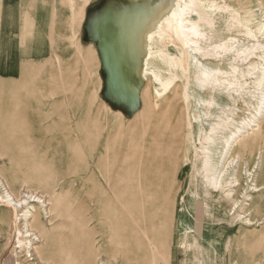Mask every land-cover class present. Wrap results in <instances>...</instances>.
<instances>
[{
    "label": "rangeland",
    "instance_id": "rangeland-1",
    "mask_svg": "<svg viewBox=\"0 0 264 264\" xmlns=\"http://www.w3.org/2000/svg\"><path fill=\"white\" fill-rule=\"evenodd\" d=\"M109 1L104 0L99 10ZM259 1H213L220 6L214 12L227 16L229 26L224 31V39L229 40L225 42L226 47H250L255 42L235 17L244 20L250 18L249 13L257 14ZM244 24L255 28L250 22ZM204 30L209 31L207 27ZM71 36L59 44L63 56L62 61L56 59L55 66L66 71L61 79L56 73V79L46 81L45 70L29 69L20 73L23 91L18 93L20 96L16 98L11 91L0 94V178L7 186L6 189L0 183V192L5 189L16 197L23 195L24 191L38 193L45 197L47 211L49 209L46 217L42 208L35 207L32 226H42L43 230H38L40 239H34L33 244L24 236L26 225L21 221L22 216L18 215L16 223V211L6 204L9 203L6 196H2L5 201L0 199V264H30L29 259L33 257L44 264H170L171 253L175 251L184 259L183 264H187L186 257L192 253L197 257L196 264L208 255L217 264H230L229 253L236 245L244 244L246 253H251L253 243L257 251L252 250V253L264 259V216L257 220L250 212L253 198L262 191L250 190L258 184L255 173L256 163L264 149V120L259 132L247 133L243 140L235 143L232 155L240 154L239 174L243 181L240 186L243 196L237 205L224 193L228 189L226 184V188L217 192L214 202L205 199L207 188L202 174L204 133L214 123L222 125V119L228 116L240 122L250 115L254 100L245 89L253 91L250 82L254 78L247 74V62L258 59L251 55L244 63H237L236 73L242 72L244 76L237 85L228 88L222 85L218 89L219 97L213 99L218 105L187 98L184 87H178L176 83L185 80L179 75L174 79L177 85L172 90L171 86L166 89L152 75L146 74L139 91L143 100L135 110L129 108L119 113L103 100L117 103L122 110L124 102L107 93L108 73L101 56L100 40L97 58L92 47L82 45L74 34ZM259 39L264 42L262 37ZM214 42L220 40L214 39ZM216 47L210 48V52L215 54L212 61L233 75L236 62L230 60L231 53ZM212 66L215 67L214 64ZM125 72L130 73L127 69ZM101 80L106 82L103 88ZM245 80L247 84L241 87ZM40 84L41 89H37ZM32 88L37 90L32 92ZM204 98L211 99L209 95ZM188 119L194 126L199 124L202 133L189 128ZM230 128L234 131V124ZM218 130V137L222 138L223 130ZM242 142L244 145L240 146ZM133 151L135 156L132 157ZM236 160L230 166V173ZM247 161H251L250 168L245 167ZM129 167L133 174L134 171L139 172L137 179L144 187L141 194L127 192L113 184L118 175L123 179L129 176ZM190 192L199 194L195 207L188 211L197 230L193 237L177 228V209ZM162 195L167 200H163ZM129 198L135 201L132 206L126 204ZM216 203L224 207H217ZM231 207H234L232 213L227 214ZM128 215L134 220L130 227L123 223ZM136 226L142 229L138 230ZM142 234L147 237H142ZM29 242L35 246L30 256L24 255L30 250L26 248ZM158 242L163 247L159 248Z\"/></svg>",
    "mask_w": 264,
    "mask_h": 264
},
{
    "label": "bare ground",
    "instance_id": "bare-ground-1",
    "mask_svg": "<svg viewBox=\"0 0 264 264\" xmlns=\"http://www.w3.org/2000/svg\"><path fill=\"white\" fill-rule=\"evenodd\" d=\"M86 1H83V3ZM213 1L214 0H128L126 2H118L116 0H110L98 12H94L91 15V27L94 32L97 30L99 32L101 56L108 73L107 93L110 96H114V98L116 97L119 101L124 102L122 103L123 109L137 107V104L142 99L139 91L142 87L146 74L152 75V78L157 80L159 84L164 86L166 89L170 86L171 89L174 88L175 84L177 83L178 87H184V92L187 98L189 97L196 101L198 100V102L207 101L208 103H215L218 105L219 103L213 101L214 98L219 97L218 89L222 85H226V88L237 85L240 82V78L244 76L242 72L239 74L236 73V70H238L237 63H244L251 55L258 59V61L255 62L249 63L250 60L247 62V68L249 69L247 74L253 75L254 78L250 82L254 88L253 91L245 89L246 94L252 96L254 100L253 104L251 105V111L249 113L250 115L242 119L240 122L233 121L229 116L225 119L223 118L222 125H219L218 123L212 124L209 131L205 132L202 138V140L205 141V147L203 149L205 152V159L202 166V174L207 188L205 191V199H211L214 202L217 192L219 190H223L225 187L224 185L226 184L228 189L225 190L226 192L224 193L234 200V205H237L239 198L241 199L243 196V189L241 191L240 187L243 181L239 174L240 154H235L234 156L232 155L235 150V143L239 140H243L247 133L249 134L256 131L259 132L262 129L261 125L264 120V42H261L259 39V37L264 39V0L259 1L257 14L249 13V19L242 20L238 16L235 17L238 19L240 24H243L246 27V34L255 39V42L252 43L250 47L239 45H230L226 47L225 42L229 40L224 39L226 37L224 36V31L229 26L227 23V16H219L214 12L215 8H220V6L214 4ZM256 15H259L258 19L256 18ZM252 16L254 17L252 18ZM97 21H99V23H96ZM247 22L252 23L255 28L252 29L244 24ZM206 27L209 29L208 32L204 30ZM214 39H219L220 42L213 43ZM155 42L156 45L154 44ZM216 46H219L228 53H231L230 60L232 59L234 63L236 62L232 71L233 75H231V72L221 70L217 66L218 63H214L215 61H212V58L215 54L213 55L210 52V48H217ZM212 64H214L216 68L213 67ZM125 69H127V71L130 73L127 74ZM178 75L185 80L182 79L183 81L180 80L174 83V79ZM246 84L247 81L245 80L240 84V86L242 87ZM156 92L159 91L157 90ZM207 95H209L211 99H205L204 97ZM105 96H107V94ZM119 113L122 112L119 111ZM138 118L139 117H137V119ZM140 119L141 118H139V120ZM194 121H196V117L194 118ZM138 123L136 125L139 126ZM187 123L189 128H194L195 132L202 133V128L199 124L194 126L191 119H188ZM233 124L235 130L231 131L230 127ZM218 128L223 130V136L221 135L222 138L218 137ZM227 128L228 132H226ZM242 145H244V142L240 144V146ZM198 149L200 150V148ZM250 152L252 151L250 150ZM250 152H248V154L251 157ZM141 155H139V159ZM133 156H135L134 151L132 153V157ZM235 159H237V162H235L236 164L234 165L235 167L233 172L230 173V166L233 165L232 163ZM136 161L138 160H135V162ZM250 163L251 161H247L245 167L250 168ZM131 164H133V162ZM137 166L138 165H135V168H137ZM127 170L129 176L123 179L122 176L118 175V180H113V184L118 185V187H122L121 189L127 192H140L139 194H141V191L144 189V187L137 179V177H139V172L137 173V171H134L133 174V170L130 167ZM131 173L133 174V177L131 176ZM141 176L142 174L140 173V177ZM158 180L159 179H157V181ZM0 183L1 185L3 183V186H5L7 189L6 183L1 178ZM94 187H96V185H94ZM262 187L263 186L259 184H254V187L250 191H259ZM249 188H251V186H249ZM209 190H211V192ZM94 192L97 193V190L95 189ZM22 194L23 195L16 197L12 193L8 192V190L5 191V189H3V192H0V199L3 200V198L6 196V201H9V203L6 204L12 206L13 210H15L17 213L16 217H14L16 223L18 220L17 217L19 218V216H22L21 221H23V224L26 225V230H23L25 231L24 236L29 238V241L33 243L34 239H40V236L37 234L38 230L40 232L43 230L42 226L37 228H33L32 226V224L35 223V207L38 206L42 208V212H46V217H48V202L44 196L35 192L30 193L29 191H24ZM165 196L162 195V198ZM197 197H199L197 192L188 193L186 197L182 199L181 205L177 209V228L186 234L191 233V237L197 233V230L194 228L192 218L188 214V211H191L195 207V200ZM165 199L166 198H163V200ZM26 202L28 203L27 207ZM134 202L135 201H131L129 198L126 201V204L132 206ZM171 202L168 203L171 205ZM163 203L165 202L163 201ZM168 203L166 204L167 207ZM206 205L209 206L208 203ZM216 205L220 208L224 207L219 203H216ZM211 206H213V203ZM233 209L234 207H231L227 214L232 213ZM153 210L155 211V209ZM171 210H173V208ZM21 211L22 213H20ZM238 216H241V213L238 214ZM164 217L166 216L164 215ZM44 219L46 218L44 217ZM142 222L144 223V219ZM123 223L128 227L134 225L133 217L125 218ZM39 224H42V222ZM136 227L138 229V226ZM17 229L18 228L15 227V230ZM163 233H165V231ZM34 235H36V237L32 238ZM143 235L144 234H142V237H147L146 235ZM19 240H21V238ZM22 240L24 241V239ZM161 241L159 240V242ZM30 242L26 247L30 250L28 249L29 251L25 252L24 255L27 254L30 256L35 248V246L30 244ZM159 242L158 247L161 245ZM152 244L155 243L152 242ZM177 248L178 241L176 240V249ZM205 257L208 259L209 255ZM205 257L202 258L200 264L206 260ZM196 258L197 257L194 253L187 255L186 263L194 264ZM210 260L212 261L213 259ZM7 261L9 260L7 259ZM29 261L30 264H44L39 262V260H37L35 257L30 258ZM183 261L184 259L180 257L179 252L178 256L176 251L171 253L170 264H179Z\"/></svg>",
    "mask_w": 264,
    "mask_h": 264
},
{
    "label": "crops",
    "instance_id": "crops-1",
    "mask_svg": "<svg viewBox=\"0 0 264 264\" xmlns=\"http://www.w3.org/2000/svg\"><path fill=\"white\" fill-rule=\"evenodd\" d=\"M83 1L86 0H0V94L11 91L16 98L20 96L18 93L23 92L20 73L29 69L45 70L46 81L56 79L57 74L61 79L66 71L55 66L56 59L62 61L63 56L59 44L71 38L72 34L82 45L92 47L93 55L99 58V32H94L91 27V15L99 11L104 0ZM106 82L101 80L102 88ZM41 84L37 89H41ZM37 89L32 88V92ZM103 100L112 109L122 113L126 110H120L113 101ZM256 168L255 181L263 187L253 198L250 212L258 220L264 216V209H261L264 208V149ZM254 244L251 245V253H246L244 244L236 245L229 253L231 263L264 264L262 256L252 253V250L257 251ZM205 259L202 264H217V261Z\"/></svg>",
    "mask_w": 264,
    "mask_h": 264
},
{
    "label": "built area",
    "instance_id": "built-area-1",
    "mask_svg": "<svg viewBox=\"0 0 264 264\" xmlns=\"http://www.w3.org/2000/svg\"><path fill=\"white\" fill-rule=\"evenodd\" d=\"M3 192V191H2Z\"/></svg>",
    "mask_w": 264,
    "mask_h": 264
}]
</instances>
